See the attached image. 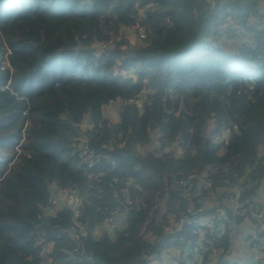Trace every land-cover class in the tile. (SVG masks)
<instances>
[{"label":"trees","instance_id":"1","mask_svg":"<svg viewBox=\"0 0 264 264\" xmlns=\"http://www.w3.org/2000/svg\"><path fill=\"white\" fill-rule=\"evenodd\" d=\"M262 4L0 0V264H149L169 245L184 258L191 206L239 223L236 185L263 210ZM69 191L76 216L53 202ZM209 237L221 252L205 264H233L232 237Z\"/></svg>","mask_w":264,"mask_h":264},{"label":"built area","instance_id":"2","mask_svg":"<svg viewBox=\"0 0 264 264\" xmlns=\"http://www.w3.org/2000/svg\"><path fill=\"white\" fill-rule=\"evenodd\" d=\"M139 31L141 32L142 29L139 28ZM129 101H132L137 105L140 104L139 99H130ZM117 102L118 100H114L109 102L105 106H114V104H116ZM80 146L82 154L87 153L88 147L86 144V139H81ZM18 149L19 146L16 147V151L19 152ZM194 176H196V174L194 173L188 174L186 178H181L179 180V183L181 185H187L188 179H192ZM201 182L205 186H210L211 184L210 181H206L203 178L201 179ZM229 189L233 191V195L229 196V199L227 200V206H229L234 213L240 215V222H235V220L226 211V207L215 204V206L212 205L213 201H210L209 206H205V203L201 201V206L196 207L194 210L191 206L188 209V211L191 212V214L194 216L192 220L193 225L191 227V233L194 234L196 238L192 245H190L189 242L184 243V246L182 247L185 255L183 264H205L206 260L214 262L219 257L221 250L220 248L213 245V242L209 236L228 235L232 237L237 231L239 232L238 234H242L243 232L245 233L244 237L247 239L249 244L248 247L252 250L253 255L237 258L232 263L258 264V260L262 258L264 254V210L251 209L248 212L245 206L249 204V197H241L239 186L232 185L229 187ZM65 195L66 203L70 204L71 208H73L74 215L76 216L78 214L77 197L73 192L70 191L66 192ZM256 199L261 201L264 206V192H258ZM53 202L58 204L55 199L53 200ZM52 210H55V208ZM198 212L200 214L197 215ZM105 223L107 227H113L117 223L116 217L109 216L106 219ZM93 232L97 234L99 232L98 228H96ZM180 243H182L181 240ZM170 253L171 252H169L168 254ZM224 256V258H226L228 255ZM171 262L172 264H177V261L175 259H172Z\"/></svg>","mask_w":264,"mask_h":264},{"label":"crops","instance_id":"3","mask_svg":"<svg viewBox=\"0 0 264 264\" xmlns=\"http://www.w3.org/2000/svg\"><path fill=\"white\" fill-rule=\"evenodd\" d=\"M261 6H264V5L262 4ZM132 43H133V41H132ZM105 107L106 106H104V108ZM260 190L262 192H264V182L262 183ZM260 200H261V198H260ZM56 202L66 203V195L64 194L63 197L56 198ZM207 202H209V205H210V201H205L204 202L205 206H209L207 204ZM240 230H242V229H240ZM238 233L239 232L237 231L231 238L232 239V249H231L229 254H234L237 258H240L243 256H252L253 255L252 250L242 242L241 236H240L241 234H238ZM175 248L176 247H174L172 249V251H169V252H171L170 254H168L169 252H167L166 250L164 251V252H167V262H168V264H172L171 260L175 259L177 261V264H183L185 258L180 257L178 249L177 248L175 249ZM229 254H228V256H229ZM228 256H227V259H228ZM152 259H151V261H152ZM262 261L264 262V254L262 256ZM149 264H151V263H149Z\"/></svg>","mask_w":264,"mask_h":264},{"label":"rangeland","instance_id":"4","mask_svg":"<svg viewBox=\"0 0 264 264\" xmlns=\"http://www.w3.org/2000/svg\"><path fill=\"white\" fill-rule=\"evenodd\" d=\"M256 21H257L256 18H252V17H251V19H250V23H251V24L255 23ZM239 27L241 28L242 31L245 30L242 26H239ZM134 37H135V35H134L133 33L128 34V38L130 39L131 42L134 41ZM127 52H130V51L126 50V53H127ZM104 112H105L106 116H109L110 119L116 120L117 116H116L115 108H114L113 105L106 106V107L104 108ZM84 139H85V137L83 138V140H84ZM5 154H6L5 156H7V155L10 154V152H8V151L6 152V151H5ZM14 159H15V156H14L13 160H14ZM0 160H3V161H4L5 158H1ZM4 165H6L7 167H9V165H7V162H6ZM259 192H262V191L259 190ZM64 194H65V192L59 194L58 196H59V197H63ZM55 200H56V199H55ZM207 204L209 205V202H207ZM244 235H245L244 232L240 235V236H241V240H242V242H243L246 246H249L248 241H247V239L244 237ZM174 247H175V246L169 245V246L166 247V251H167V252L172 251V249H173ZM167 252H163L162 255H160L159 258H153L152 261H150L149 263H151V264H168V262H167ZM236 258H237V257H236L234 254H229V256H228V260H229V261H232V262L235 261Z\"/></svg>","mask_w":264,"mask_h":264},{"label":"water","instance_id":"5","mask_svg":"<svg viewBox=\"0 0 264 264\" xmlns=\"http://www.w3.org/2000/svg\"><path fill=\"white\" fill-rule=\"evenodd\" d=\"M127 54L134 56V53L127 52ZM134 155V151L132 148H129L126 152L123 153V156L132 157Z\"/></svg>","mask_w":264,"mask_h":264}]
</instances>
